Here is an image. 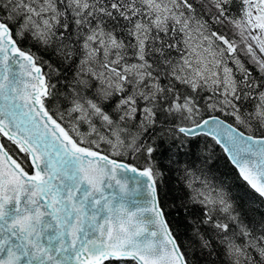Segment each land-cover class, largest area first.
Instances as JSON below:
<instances>
[{"label":"snow or ice","instance_id":"6c2138e0","mask_svg":"<svg viewBox=\"0 0 264 264\" xmlns=\"http://www.w3.org/2000/svg\"><path fill=\"white\" fill-rule=\"evenodd\" d=\"M0 264H264V0H0Z\"/></svg>","mask_w":264,"mask_h":264},{"label":"trees","instance_id":"16d2710c","mask_svg":"<svg viewBox=\"0 0 264 264\" xmlns=\"http://www.w3.org/2000/svg\"><path fill=\"white\" fill-rule=\"evenodd\" d=\"M179 195V193L170 192L168 189H163L162 196H164L169 202L173 199L174 196Z\"/></svg>","mask_w":264,"mask_h":264}]
</instances>
